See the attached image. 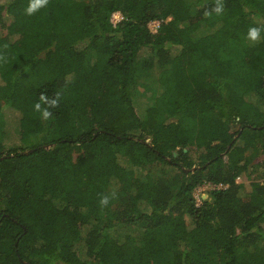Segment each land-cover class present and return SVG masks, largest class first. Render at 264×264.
<instances>
[{"label":"trees","instance_id":"obj_1","mask_svg":"<svg viewBox=\"0 0 264 264\" xmlns=\"http://www.w3.org/2000/svg\"><path fill=\"white\" fill-rule=\"evenodd\" d=\"M262 155L264 0H0V264H264Z\"/></svg>","mask_w":264,"mask_h":264},{"label":"rangeland","instance_id":"obj_2","mask_svg":"<svg viewBox=\"0 0 264 264\" xmlns=\"http://www.w3.org/2000/svg\"><path fill=\"white\" fill-rule=\"evenodd\" d=\"M157 22H151L149 24V27L154 29L156 27ZM4 32H6V30H4ZM148 52L146 50H141L138 54V58H143L144 56H147ZM95 59V56L93 53H91L90 55V61H93ZM143 102L150 104L151 103V99L149 97H147V95L144 94V97L142 98ZM143 104V103H142ZM188 126H192V121H188L187 122ZM190 151L191 154L194 157H197L198 155V150L196 148V146H191L190 147ZM264 158V155L260 156L257 160L262 161V159ZM257 160H255L254 162H252V164L249 166V170L247 173L242 174L240 177H238V181L243 183L245 188L247 190L251 189V183L253 181H256L259 179L261 173L263 172L264 168L262 167L263 165L261 164H257ZM137 173H141V172H145L146 169L144 167H137L136 168ZM213 186H210L208 184L203 185V186H199L198 188H196L193 192L196 202L198 204H200L202 201L206 200V199H210V190L212 189ZM122 232H125L124 229H121Z\"/></svg>","mask_w":264,"mask_h":264},{"label":"built area","instance_id":"obj_3","mask_svg":"<svg viewBox=\"0 0 264 264\" xmlns=\"http://www.w3.org/2000/svg\"><path fill=\"white\" fill-rule=\"evenodd\" d=\"M122 18V15L119 11H116L112 14V18L111 21L113 22V24L115 25L120 19ZM157 25V23L155 24Z\"/></svg>","mask_w":264,"mask_h":264},{"label":"water","instance_id":"obj_4","mask_svg":"<svg viewBox=\"0 0 264 264\" xmlns=\"http://www.w3.org/2000/svg\"><path fill=\"white\" fill-rule=\"evenodd\" d=\"M29 151H31V150H29ZM26 152H28V151H26ZM176 154V153H175Z\"/></svg>","mask_w":264,"mask_h":264}]
</instances>
